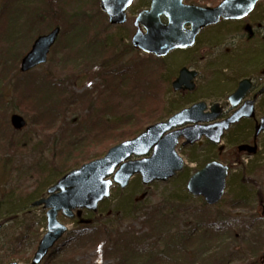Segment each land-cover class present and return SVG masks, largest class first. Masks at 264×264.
I'll use <instances>...</instances> for the list:
<instances>
[{"label":"trees","instance_id":"obj_1","mask_svg":"<svg viewBox=\"0 0 264 264\" xmlns=\"http://www.w3.org/2000/svg\"><path fill=\"white\" fill-rule=\"evenodd\" d=\"M4 9L6 12L7 8ZM4 19L3 23H7V25L0 36V45L2 46L0 58L3 57L4 61L11 59L12 63H15V67H10L12 70L10 73H19L17 65L23 53H18L15 49L21 43L26 42V40L30 43L36 37L37 25H26L25 18L23 20L26 23H22V25H18L17 29H13L6 14ZM77 26H79L78 29L89 32L83 40H80L73 47H71L70 43L67 44V49L63 51L68 54L63 59L64 65L59 71L61 74L64 73L72 77L82 69L83 71L87 70L94 76L91 79L96 81V83L93 81L95 84L91 87V92L74 95L70 92L69 85L64 82V79H58L52 83V75L45 79H38V77H33L30 74L25 75L23 78L15 76V80H10L9 84H7L8 92L12 94L10 99L15 103L14 105L6 103L1 92L0 163L3 162L2 158L5 156H7V162L14 160V158L23 160V157L29 156L33 159L37 157L39 162L44 160L45 163L41 164L42 167L38 170L40 176L35 177L30 186H24V188H19V190H11L9 194L0 192V211L5 206L9 208L6 212L8 214H0V220L13 219L18 214H23L32 209V203L36 202V199L41 198V196L36 194L30 197L31 202L27 203L29 198L27 195L34 193L35 186L43 185V187H46L49 185L48 182L56 183L69 171L92 161L93 159L91 160L89 157L92 152H101V154H97L96 159H98L107 153L111 147L135 138L147 127L162 121L175 110L172 105H165L167 92L162 81V76L164 75L162 73V69H164L163 63H159L153 58L128 60V62L95 63L98 61L105 62L107 57L110 56L108 54L113 52L112 46L115 51L111 41H87L89 34L92 32L91 29L96 27L103 30L105 23L102 19H97L94 27L87 21L77 23L75 27ZM75 27L74 30L76 29ZM20 31L25 34L22 35ZM20 35L25 38L15 41L14 38H18ZM82 48L96 49L98 51L95 53L91 51L82 53L80 52ZM128 48L133 51L130 46ZM245 59L246 57L236 58V62L238 64ZM118 97L131 99V101L133 99L135 100V105L132 104L133 106L128 111L119 112L118 114V107L109 105V101L112 98ZM11 100L9 103H11ZM98 101L104 106L96 108L95 104ZM78 107L87 108L90 113L87 116V120L83 121V124L71 128L72 123L69 122L70 125L69 123L65 124L66 120H68L65 116L66 111L68 109L75 110ZM16 108L25 113L27 120L30 121L31 126L29 125L28 132L24 137H17L19 133L10 128L8 120H6L10 112ZM162 111H165L166 116L161 115ZM97 112H99L100 117L97 119L90 117L94 116L93 114L95 113L97 114ZM2 114L4 122L1 121ZM111 116H115V118H108ZM79 134H84V136L82 138L78 137ZM59 142L60 145L58 146L57 143ZM99 146L101 149H96ZM46 153L47 155H45ZM187 172L178 177L184 179ZM252 174L258 176L257 174L260 173ZM241 176L246 184L252 180L244 171ZM13 185L17 186L16 183ZM49 187L50 185L47 188ZM259 197L261 200L264 198L262 195ZM137 204L138 202L135 203L131 213L135 215L137 214L136 212L142 210L139 215V217H142V228L140 230L134 229L132 224L124 229L122 227L114 229L113 226L101 223V218L92 214L94 223L91 224L81 217L77 218V229L68 233L66 237L69 238L68 241L65 240L62 245H59L49 253L45 259L46 263L51 260L53 264H79L77 259H82L85 256L91 257L97 250L95 257H100L103 261H116L115 264H142V262L143 264H180V258L177 254L185 249V246H181L183 244L182 240L188 241L191 236L196 234V230H193V232H178L179 225L185 223L183 216H178L180 213L168 212L172 214L168 216L160 212L159 206L156 208H143L137 206ZM199 206L200 213L198 210ZM199 206L183 205L181 208L182 213L185 215L192 214L197 215L199 218H209L205 222L197 221L195 224L196 229L203 226L207 227L209 224L208 229L212 227L214 232H216L217 241H222L225 232L232 235V238L235 237L233 236L232 228L227 230L225 228L228 226H225L222 228L225 230L221 232L220 226L214 224V221L221 216L218 210L212 215L204 203ZM243 208L250 210V203L245 198L237 197L227 205L226 209L232 211ZM102 209L103 204L98 212ZM211 215L213 218H210ZM250 227L252 228V226ZM139 232L142 236H138L139 234L137 233ZM256 234H250L249 238L252 240L250 243L244 244L241 240H238L243 253L239 255L242 261H245V259L248 261L256 260L259 257L264 259V236L257 238ZM257 235L260 237L259 234ZM39 237L40 235L37 234L32 238L33 243H28L27 245H33V250L36 249L40 241ZM170 239L174 240L171 241ZM15 240L14 254L16 260L27 261L25 259L26 250H24L27 238L20 236ZM159 247L161 249L158 250ZM190 258L192 259V255ZM140 260L143 261L140 262ZM192 260L193 263L191 262L190 264H221L218 261L219 254L213 251L210 256L204 254L198 258L194 257Z\"/></svg>","mask_w":264,"mask_h":264},{"label":"rangeland","instance_id":"obj_2","mask_svg":"<svg viewBox=\"0 0 264 264\" xmlns=\"http://www.w3.org/2000/svg\"><path fill=\"white\" fill-rule=\"evenodd\" d=\"M11 1V2H10ZM56 1V0H54ZM74 3L76 0H70V2ZM80 1H87L90 3L92 0H80ZM10 3V6H9ZM49 4V0H0V36L1 33L4 32V29L6 28L7 23H3L5 20V14L9 18V22H11L13 29H17L19 22V18H30L34 19L35 12H37L39 7H43ZM79 6V5H78ZM6 12H5V9ZM264 8V3H262L257 11H256V20L252 24L256 23H262L263 29L260 32V34H257V37L255 38L254 42L252 43L254 47L258 46L256 49H254L252 54H247L246 58L247 61L251 62H259L263 63V65H260L262 68H264V19L259 18V14L262 12ZM81 18V20H79ZM99 19L96 13H90L88 10H82L78 11L74 9H69L66 7L65 9H62L61 3L59 5H55V3L50 2L49 7L45 9L44 14H41L39 18L34 19L36 27V37L47 34L50 29H52L54 26H58L63 28V31L66 32L60 38V43L54 47V49L51 51V55L49 57L48 62L46 65L41 66L40 68H37L30 74L33 77H38V79H45L49 77V75H52V83L56 82L55 80L64 79V82H67V85L70 92L75 94H85L86 92H91V87L96 83V81L92 80L91 78L94 77L91 73L87 72V70L79 71V73H75L74 76L66 75L64 73L61 74L59 71L61 67H63V59L68 54L67 52L63 51L64 49H67V44L70 43L71 47L79 43L80 40H83L84 37L87 36L88 32L87 30H80L78 29L79 26L75 27L77 23H83L84 21H87L90 23L91 26H95V21ZM132 20L126 24V26L123 27V29H114L109 28L105 22V26L102 29H97L94 27L92 32L89 34V37L87 38V41L90 42H101V40H110L113 46L110 56L107 57L105 62L98 61L95 63H106V62H117V61H126L128 60H139V59H146L145 54L143 53H134L133 51H130L128 46H130L131 37L134 34V30L131 27ZM74 27L76 28L74 30ZM74 30V31H73ZM238 31V32H237ZM239 34V26L235 25L229 26L224 25V27L221 28H214L213 30L206 33L207 39L211 42V39L214 35V33H217L216 37H222V42L220 45L212 46L210 47L211 50L208 53V57L210 58L209 62V69H206L205 71L207 73H211L212 75V87H214L215 92H220L221 95L224 93H227V91L230 90L232 84H224L220 80L217 79V76H220V71L223 69L226 63H231L237 65L236 59H232L228 56H226L227 48L230 51H236V50H243V48L251 47L248 44H244L245 42H242L241 36L243 34V31H240ZM22 35H24V32H21ZM18 35V34H17ZM18 36V38H14L15 41L21 40L25 38L24 36ZM244 35V34H243ZM35 37V38H36ZM214 37V38H216ZM34 38V39H35ZM33 39V40H34ZM33 40L28 43V40L26 42L21 43L15 50L18 51V53H23L18 61V67L17 70H19V63L21 58L27 53L32 46ZM103 43V42H102ZM247 46V47H246ZM2 46L0 45V49ZM68 51V50H67ZM86 51L96 52L97 50L93 49H87L82 48L80 49V52L82 53H88ZM3 58V57H2ZM0 58V99H1V92L2 97H4L6 103L15 104L10 99L12 97V94L8 92L7 84H9L10 80H15L17 76H22L19 73L13 72L14 74L10 73L12 70L10 69L15 67V63H12V60L9 59L8 61H4V59ZM240 64L246 65V63L241 62ZM215 67V69L211 68ZM243 68V67H242ZM234 68V71L237 70L236 74H247V70H243L245 68ZM222 70V71H223ZM219 71V72H217ZM229 71H226L228 73ZM217 75V76H216ZM16 76V77H15ZM19 78V77H18ZM93 81L95 83H93ZM216 81V82H215ZM205 83H201L200 86H204ZM162 90V89H161ZM11 100V103H9ZM106 101V100H105ZM104 101V103H105ZM109 105L118 107L117 113L119 112H126L128 109H130L131 106L135 105V100L132 99H125V98H112L109 101ZM133 104V105H132ZM0 105L2 106V101L0 102ZM96 108L98 106H104L100 103V101L95 104ZM17 109V108H16ZM13 110L8 115L7 119L8 124L10 125V115L12 114H18L22 116L26 121L27 125L24 127L21 132H18L17 137H24L25 134L28 132V128L31 126L30 121L27 120V117L25 113L20 111L19 109ZM113 110V109H112ZM90 110L89 109H82V107L73 109H68L66 111V117L68 120H66L65 124H68L69 122L72 123L71 128H74L80 124H83L84 120H87V116L89 115ZM94 116H90L94 119H97L99 116V112L97 114H93ZM103 115V114H100ZM161 115L166 116L165 111H162ZM1 121H3V114L1 115ZM111 119H114L115 116L108 117ZM69 123V125H70ZM30 125V126H29ZM11 128V126H10ZM1 133V132H0ZM1 135V134H0ZM86 135V134H85ZM84 136V134H79L78 137ZM76 137V136H75ZM228 140V139H226ZM225 140V143H226ZM61 141V140H60ZM224 143V141H223ZM224 143V144H225ZM53 144V142H52ZM58 146L60 145V142L57 143ZM54 145V144H53ZM196 151H192L191 149H186V152L188 155H195L199 152L198 157V163L201 157V152L204 150V147H195ZM96 149L100 150L101 147H97ZM230 150V146L229 149ZM101 154V152H99ZM98 152H92L90 154V159H96ZM47 155V153L45 154ZM226 157H228L230 154L229 152L224 154ZM186 166L188 169L186 171L188 173L193 174L196 170L195 164L189 161L187 157L183 156ZM258 160L264 158L263 155H258L256 157ZM250 159V158H245ZM7 156L2 158V161L0 163V192L9 194L11 190L19 188H24V186H30L31 183H33V180H35V177L40 176V173H38V170L42 167L41 164H44V160L41 162L38 161V158L35 157L34 159L32 157H23V160H19V158H14V160L7 162ZM224 160V158H223ZM264 161V160H263ZM198 163H196L198 165ZM231 163V161H230ZM235 169L237 171H235ZM20 170V171H16ZM248 176H250L251 182L245 183L242 179V176L239 172V169L232 167V172L229 175V179L227 182V191L224 196V199L221 201V203L215 207H210L209 211H211L212 215L218 210L220 213V218H217L214 221V224L219 225L222 229L225 226V229L228 230V228H232L233 230V236L229 235L228 233L223 235L222 241L216 240V232L209 228V224L203 227H200L199 229H196L195 224L197 221H207L209 218H199L197 215H185L182 213L181 208L183 205L186 206H193L198 207L202 201L199 199H195L190 197L185 189V177L184 179L180 177H176V179L163 183H155L154 185L145 187L142 186L141 180H139V177L136 175L133 177L130 186L126 189L118 188V186H114L111 190V197L107 201L103 202V209L100 210V212L92 215L99 216L101 218V223H104L106 225L113 226V228L122 227V229L126 228L128 225L132 224L134 229L140 230L142 228V217H139L141 214V211L136 212L137 214H133L132 209L135 206V203L138 202L137 206H141L143 208H156L159 206L160 212H163L167 214L168 216L172 215L168 212H176L178 216H183L182 218L185 219L184 224L179 225V231L182 232H190L193 230H196V234L194 236H191L188 241L182 240L181 246H185V249L181 250L179 254H177L180 258L179 263H193V258H198L204 254L211 255V252H216L219 254V262L221 264H263L264 261H262L261 257L256 258V260H247L242 261L241 254H243L242 248L240 246L241 240L244 244L250 243L252 240L250 237L251 233L259 234L260 237L256 234L257 238H262L264 236V198L263 200L260 199V195L264 197V162L262 164L255 165L252 169H247L245 171ZM186 173V172H185ZM252 173H260L257 174L258 176L252 175ZM34 178V179H33ZM32 179V181H31ZM10 180V181H9ZM185 181V182H184ZM14 183L17 184L13 185ZM50 186L54 185V182H48ZM48 185V186H49ZM43 187V185L35 186V190L33 191V194H28L27 196L29 204L30 197H33L37 194V196H41V198H46V190L47 187ZM260 190V192H258ZM236 196V197H235ZM245 198L250 203V210L247 209H235V210H228L227 205L233 201V199L236 198ZM11 198V197H10ZM40 198V199H41ZM38 200V199H36ZM11 207V206H10ZM9 210V208L4 207L3 210L0 211V214H4ZM200 213V206L198 208ZM8 214V213H6ZM89 213L82 212L80 217L86 221L89 222V224L94 223L93 222V216ZM134 215V216H133ZM165 215V216H167ZM211 215L210 218H213ZM5 220V221H4ZM0 220V223H4L3 226L0 228V263L1 264H8V263H22L26 264L30 262L32 259L35 249L33 250V245H27L28 243L32 244L33 240L32 238L35 237L37 234L40 235L39 238H41L44 233L46 232V217H45V211L42 208H32L25 213L18 214L13 219H4ZM59 221L64 224L66 227H68V233L72 232L73 230L77 229V219L75 220H67L65 217H62L59 215ZM187 222V223H186ZM228 223V225H227ZM252 226V228L250 227ZM250 227V228H249ZM112 228V229H113ZM225 229L220 230L221 232ZM176 230V228H175ZM174 230V231H175ZM256 231V232H255ZM138 236H142V234L139 232ZM178 234V233H177ZM23 236L24 238H27V242L24 244V250H26L25 259L26 260H16L14 249L16 246V238ZM64 237V239L59 243V245H62L65 240L68 241L69 238ZM69 237V236H68ZM248 238V239H247ZM171 241L174 239H170ZM161 246V245H159ZM161 249L160 247L158 250ZM98 251L96 250L95 253ZM95 253L89 256L82 257V259H77L79 261V264H115V262L102 260L100 257H95ZM190 255V256H189ZM192 255V259L190 258ZM189 256V257H188ZM190 258V259H189ZM143 260H140L142 262ZM251 261V262H250ZM47 261L42 262L41 264H53L50 260L48 263ZM143 264V262H142ZM148 264V263H146Z\"/></svg>","mask_w":264,"mask_h":264},{"label":"water","instance_id":"obj_3","mask_svg":"<svg viewBox=\"0 0 264 264\" xmlns=\"http://www.w3.org/2000/svg\"><path fill=\"white\" fill-rule=\"evenodd\" d=\"M132 1H101V8L108 14L111 25L125 23L124 11ZM181 1L153 0L152 10L142 13L137 19V23L146 29V33L137 32L132 38L133 48L160 57L172 50L190 47L202 28L217 23L220 18H244L258 2V0H226L216 9L191 10L189 16L182 21L177 16L182 8ZM162 14L169 18L168 26L160 24L159 17ZM185 21L192 25L190 31L184 29ZM59 34L60 31L56 28L50 34L36 39L28 55L21 61V72H29L46 63L51 47ZM246 84L247 82L240 83L238 91L229 98L232 106L238 105L242 100L246 92ZM204 110L202 104L184 109L167 122L152 125L137 138L111 148L103 158L83 165L58 180L55 186L48 189L47 199L33 204L34 207L42 206L47 210V232L40 241L30 264H40L66 234L67 227L58 222V213L72 219L74 211L84 209L88 212H97L101 202L110 198L113 184L121 189L126 188L134 175H139L142 184L146 186L156 181L166 183L184 169L183 159L176 152L179 139L185 141L184 146L193 145L202 137L218 145L224 132L228 131L231 124L239 122V118L243 115L239 111L225 122L206 127L201 124L213 121L217 116L205 117ZM10 120L16 131L26 126L25 120L18 115L11 116ZM185 125L191 126L177 129ZM256 131L257 134L264 132V117ZM132 157L137 159L133 160ZM227 172V167L221 164L208 163L204 169L190 177L186 189L192 196L202 197L208 206L218 204L226 189Z\"/></svg>","mask_w":264,"mask_h":264},{"label":"flooded vegetation","instance_id":"obj_4","mask_svg":"<svg viewBox=\"0 0 264 264\" xmlns=\"http://www.w3.org/2000/svg\"><path fill=\"white\" fill-rule=\"evenodd\" d=\"M49 2L59 5L61 3L62 9L68 7L69 9H74L78 11L88 10L90 13H96L98 8H100V0H93L88 3L87 1L76 0L74 3L70 0H49ZM98 3V4H97ZM223 3V0H182L181 4L183 8L177 13V16L182 21L189 16V12L194 9H204V8H214ZM50 4V3H49ZM79 5V6H78ZM95 5H98L96 8ZM152 0H133L129 5L126 6L125 16L127 17L126 23L121 26L119 29H123L127 23L131 20V27L134 30V33L137 31L144 32L145 29L141 24L137 23V18L144 12L150 11L152 9ZM49 5H47V8ZM46 6H43L45 10ZM256 7L252 13L246 16L244 19L240 20H220L217 25L209 28L202 29V31L197 35L194 44L191 48H186L182 50L172 51L165 57L160 58L161 63H163L164 69H162L163 86L166 93L165 105L175 108L174 113L183 110L184 108L191 107L195 104L201 103L204 104L205 117L217 116L220 120L228 119L233 115L237 108L233 109L229 106L230 100L229 96L233 94L238 85L242 81H248L246 84V92L244 93L242 99L245 103H253V115L250 117H244L239 120V123L232 126L229 129L227 139L224 138L221 143V146H215L211 144L208 140L202 139L197 143V147H204L205 149L201 152V159L198 163V157H190L191 162L195 164L196 169H202L209 162L222 163L229 167V169L237 168L239 172L244 171L246 168L254 167L257 164H262L263 159H257L258 155L264 154V133L259 135L255 134V127L261 121V117L264 115V68L260 65L262 63L248 61L246 65L232 63H227L224 66V71L221 72L220 76H217V79L224 84H232L231 88L227 93L221 95L220 92H215L214 87H212V75L207 73L205 70L209 69L210 58L208 53L210 52V44L207 39L206 33L208 30H213V28L224 26V25H235L244 26L243 32L246 30V26L250 25L249 22L254 21L256 15ZM264 9V8H263ZM101 14L103 18H107V15L104 13ZM259 18H264V10L259 14ZM108 19V18H107ZM81 20V18H79ZM179 22V21H178ZM160 23L162 25H167L169 23V18L167 16H160ZM190 23L186 22L183 24L185 28H190ZM259 26L261 24H258ZM251 26V25H250ZM117 27V26H116ZM241 29V28H239ZM252 36H247L249 40H252L255 36V31L249 30ZM214 44H221V40H216ZM248 50H246L247 52ZM251 54L254 49H250ZM226 55L231 56L232 59L236 51H229L227 49ZM246 55V54H245ZM245 63V62H244ZM245 68L247 74L237 75V70L234 71V68ZM226 71H229L226 73ZM194 75V76H193ZM201 83H205L204 86H200ZM176 85V88L174 89ZM188 87H192V90H189ZM176 90V91H175ZM173 113V114H174ZM243 113L249 115L250 111L247 108L243 109ZM170 115V116H173ZM169 116V117H170ZM230 146V150L229 149ZM195 146H189L187 148H193ZM229 152V156L226 157L224 154ZM224 158V160H223ZM250 158V159H245ZM231 161V163H230ZM198 163V165L196 164ZM235 171H237L235 169Z\"/></svg>","mask_w":264,"mask_h":264}]
</instances>
